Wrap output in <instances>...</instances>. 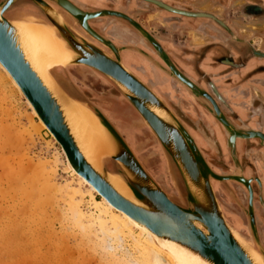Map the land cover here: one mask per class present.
Masks as SVG:
<instances>
[{
  "label": "water",
  "instance_id": "1",
  "mask_svg": "<svg viewBox=\"0 0 264 264\" xmlns=\"http://www.w3.org/2000/svg\"><path fill=\"white\" fill-rule=\"evenodd\" d=\"M13 1L0 2V64L8 71L19 86L24 99L31 104L47 130L60 144L73 168L112 205L148 227L155 234L174 240L212 264H260L254 258L256 252L233 231L217 201L212 180L219 181L223 179V176L211 169L192 135L175 116L174 111L147 83L121 62L115 48L111 47L117 59L93 42L73 34L43 0H33L42 8L72 50L67 66H86L105 75L137 112L140 124L148 127L158 139L180 174L186 192L184 198L179 192L167 160L173 183L186 207L172 201L169 195L146 173L126 139L102 112L85 103L97 116L112 147L98 170L89 164L80 152L63 116V104H70L74 100L61 88L55 77L57 75L52 73L50 84H45L25 58L18 41L16 26L3 16L4 9ZM147 1L159 5L165 11L167 9L176 11L158 0ZM58 3L70 12L81 13L66 0H59ZM176 12L180 13V11ZM108 13L119 14L113 11ZM97 14L88 15L92 17ZM152 42L157 46L153 40ZM245 43L251 48L247 41ZM168 65L171 70L170 75L183 87L187 88L193 96L200 95L210 103L215 119L221 123L228 134L226 147L230 149L233 158H236V138L258 139L255 146L264 148V132L260 130L240 132L235 129L220 111L215 97L208 91L201 90L193 81L180 73L171 62H168ZM210 85L214 86L212 82ZM251 116L260 117L256 114ZM109 159L113 160L116 174L123 177L130 187L135 201L121 195L110 184L108 179L110 173L105 167ZM234 180L246 187L251 201L250 186L241 177H235ZM256 251L264 264V251L258 244Z\"/></svg>",
  "mask_w": 264,
  "mask_h": 264
},
{
  "label": "flooded vegetation",
  "instance_id": "2",
  "mask_svg": "<svg viewBox=\"0 0 264 264\" xmlns=\"http://www.w3.org/2000/svg\"><path fill=\"white\" fill-rule=\"evenodd\" d=\"M43 1L45 3L47 1L46 4L55 13L58 10L65 14L67 19L65 25L73 34L76 33L75 35L103 47L107 54L117 59L111 47L115 48L121 62L163 98L175 116L186 126L211 169L223 176L221 181L212 180V185L225 218L255 248L258 244L264 251V148L257 145L259 148L251 151L253 149L251 146L256 145L258 139L236 138L237 158L236 160L231 158L230 149L226 147L228 134L215 119L210 103L200 95L193 96L174 77H170L168 62L193 81L172 60L166 43L160 36L167 33L166 38L170 39L175 28L178 31L182 28L179 25L187 24L192 27L189 31L197 35L206 37L215 31L214 34L218 33L224 37L225 32L232 39L249 41L251 54L264 57V50L259 48L264 43V0H158L180 13L167 8L165 11L147 0H66L81 13L66 10L58 3L59 0ZM13 12H24L49 20L42 8L33 0H14L4 9L3 16L11 18ZM93 13L98 14L92 17L88 15ZM228 13H231L229 18L232 19H227ZM230 23L233 24L232 27L229 26ZM184 36L190 40L189 32ZM254 40H257L255 46ZM79 70L82 72L79 73ZM96 72L88 67L77 66L68 68L59 66L54 70L59 85L68 95L70 94V97L84 103L88 102L87 104L99 109L117 130L122 131L134 149L137 133L125 117L124 106H129V103L105 75ZM95 82L98 84L97 87L102 89L94 88ZM210 83L208 89L195 84L218 100L220 111L235 129L240 132L246 130L264 132L262 127L252 128L245 123H236L228 112L226 100ZM135 153L139 155L136 150ZM254 155L258 159L255 160ZM147 169L148 167L145 171L150 175ZM235 177L243 178L251 188L250 201L249 191L245 187L246 204L239 200L232 185L236 184L233 183ZM170 198L177 203L175 198Z\"/></svg>",
  "mask_w": 264,
  "mask_h": 264
},
{
  "label": "bare ground",
  "instance_id": "3",
  "mask_svg": "<svg viewBox=\"0 0 264 264\" xmlns=\"http://www.w3.org/2000/svg\"><path fill=\"white\" fill-rule=\"evenodd\" d=\"M56 14L60 18V20L66 24L67 19L65 18V14H63L61 11H58V10L56 11ZM66 16H68V14ZM6 19H8L10 22H12L16 26V30L18 33V41L20 43L21 48L23 49L25 58L29 61L31 67L38 73L40 78L44 80L45 84L47 85L50 84V77L53 76L52 73L55 74L54 70L56 67L61 66V67L68 68L67 65L69 64L68 62L70 61L73 52L68 46V43L65 40V38L60 34L56 26L53 25L51 21L49 20L46 21L44 19L38 18L35 15L27 14L24 12H13L11 15V18H6ZM189 34H190V40H189L190 43L202 42L205 39L204 35H197L193 31H189ZM0 68L4 72V77L6 76L5 80L6 81L9 80L10 82H12L13 87L16 88L15 90L19 91L20 94L22 95V92L19 86L10 76L8 71L1 64H0ZM64 88H65V85H64ZM72 99L74 100L72 103L63 104L62 106V111H63V116L65 118V122L67 123L68 128L72 136L74 137V140L80 152L82 153V155L85 157V159L89 162V164L94 169L98 170L103 164V161L105 160V158L109 155L111 148H112L108 135L106 131L103 129V127L101 126L97 116L93 113V111L84 102H81V100L79 101L74 98ZM27 103L29 107L32 109L33 116L37 117L39 120L36 128H38V126L39 128L41 127L46 128L45 124L40 119V117L37 115L36 111L33 109L31 104L28 101ZM52 137L55 139L53 135ZM7 138L9 137L7 136ZM8 141L10 140L8 139L7 141L4 139L1 140L0 148L4 147L6 145L5 143H8ZM62 151L65 154L63 149ZM1 155H0V169L2 168L1 169L2 174L0 172V184L2 185V180H5L6 181L5 184L7 185L9 182L8 186L10 187V184H12V181L13 180L15 181V179H13L15 175L11 171L12 168L11 170L8 168V162L6 161V159L1 157ZM65 158H66V163H67L66 170L67 172H69V174L72 175V178H73V180L71 179L72 180L71 182L68 181L69 183L67 184V186H65V188H61V187L58 188L57 187L58 185L56 184L55 181L54 183L52 179L55 177L51 176V173L46 174L47 172L42 171L43 172L42 175L44 174V172L47 175L45 178L43 175V178L46 179L44 180V182L46 183L42 182L43 184H41V182H37V184L38 183L39 185L41 184L40 187H38L37 184L36 185L34 184L33 178L35 176L32 175L33 178L31 179L32 180V183L30 184L31 186H27V188L30 187L31 189L30 190L28 189L27 192L29 193L27 194V192H25L26 187H24L22 182H20L22 175L18 177L19 175L17 174L16 177L20 179V181L16 180L17 182H15V186L12 187L14 189V192H11V193H16V195L17 194L22 195L25 192L24 195L22 196L19 195L20 198L18 197V200L19 199L20 200L17 203H21L20 201L25 198H26L25 200L29 199L28 201H25V200L24 201L28 202V205L31 204L30 206H32L33 209L35 210L37 209L36 211L40 209L38 212L39 215L42 212L43 214H45L47 213L46 208H48L47 206H49L50 204L49 202H51V199L54 196L56 197L54 199L55 200L54 202L57 201V203H55V206L56 205L58 206L57 197L59 198V196H56V195L57 194L59 195V193H62L61 194L62 197L60 198H62L61 200H64L65 203H63L62 201L63 206L61 208L56 206L57 208L55 209L54 208L55 206L53 205L54 202L52 201L53 206L51 208H54V211L53 209L49 207L48 208L50 210L49 213L53 211L54 215L55 216L57 215L58 218L61 219L60 221L64 222L63 224L65 225L64 227H62V229L66 227L68 230H70L69 229L70 227L74 231L77 230L80 238L82 239L81 243L85 242L87 243V245L89 244L90 246H92L93 249L96 248L97 250H106L108 252V255H110V258L114 259L115 261L114 263H118L117 257H121L123 258L126 264H212L206 259H203L197 253L185 248L184 246L180 245L174 240L169 239L167 237H161L155 234L148 227H146L142 223H139L138 221L130 217L128 214H126L124 211L112 205L104 196H102L95 189V187L89 181H87L81 174H79L73 168L71 163L68 161L66 154H65ZM148 165L150 166V164ZM112 167L113 166H111V168ZM7 169L9 172H7ZM108 171L110 173V175L108 176L110 184H112L113 187L121 195H123L124 197L128 198L131 201H135L133 192L131 191L130 187L127 185L123 177H121L119 174H116L115 170L109 169ZM14 181H13V184H14ZM74 183H77V184L75 185ZM81 188L83 189L85 188L84 190H86V192L84 191L85 192L84 193L81 190ZM0 189H1V186H0ZM1 193L2 192H0V196H1ZM42 193L43 195L46 194L45 196H47V193H48V196H47L48 198L45 196L44 198H41V197L39 198V196H41ZM53 193H55L56 195L53 196L52 195ZM4 194H2V200L4 198L6 200V197L9 195V192L7 196H5ZM49 194H51V196L53 197H51ZM86 196L88 197L87 201H86ZM97 196H99V199ZM11 198L12 197H9L10 201L12 202L13 199ZM45 198H47L48 200ZM40 199L41 200L45 199V200L43 202V201H40ZM46 202L47 204L48 203L49 204L48 205L44 204ZM28 205L26 207V204H25L24 205L25 207L23 206L22 209L24 210V208L25 209L27 208L26 211H28L29 209ZM26 211L24 212L26 213ZM29 213H30L29 214L30 218H32L31 217L32 212H29ZM51 215L53 214L51 213ZM41 216L40 218L42 219L44 215L42 217ZM50 220H51V217H50ZM31 221L35 222L33 220ZM40 222L41 221H39V223ZM231 227L233 231L256 252L255 253L256 257L254 258L257 260V262H259L260 264H263V261L261 260L259 253L256 251V248L249 241H247L233 226ZM72 229L70 231L74 233ZM65 230H64V234L66 232ZM68 233H66V235ZM35 235H37V233ZM46 235L48 236V233ZM74 236L76 237V234ZM68 238H70V235Z\"/></svg>",
  "mask_w": 264,
  "mask_h": 264
},
{
  "label": "rangeland",
  "instance_id": "4",
  "mask_svg": "<svg viewBox=\"0 0 264 264\" xmlns=\"http://www.w3.org/2000/svg\"><path fill=\"white\" fill-rule=\"evenodd\" d=\"M69 66L86 67L81 65H69ZM79 71H80L79 73L82 72L81 70ZM2 72L3 71L0 68V141L3 139L6 141L8 139L10 141H8V143H5L6 145L4 147L0 148V152L2 151L0 155L2 154L1 157L6 159V161L8 162V168L10 170L12 168L11 171L12 173H14L15 177L17 174L19 175L18 177H20L21 175L22 176H21V181L17 177H16L17 179L14 177L13 178L15 179V181L13 180L14 184L12 181L13 185L10 184V187L8 186L9 182L7 185L5 184L6 183L5 180H2V185L0 184L1 186L0 192H2L0 196V264H126L123 258L121 257H117L118 263H114L115 262L114 259L110 258V255H108V252L106 250H97L96 248L93 249L92 246H90L89 244L87 245V243L85 242H83L84 243L83 245V243H81L82 239L80 238L77 230L74 231L72 228L69 227V229L70 230L72 229L76 234L77 237L76 238L74 236L75 234L70 230H68L66 227L62 229V227H64L65 225L63 224L64 222L60 221L61 219L58 218L57 215L55 216L53 213L54 208L55 209L57 207L61 208L63 206L62 201L63 203H65L64 200H61L62 198H60L62 197L61 195L62 193H59V195L58 194L56 195L55 193L52 194L53 196L54 195L59 196V198L57 197L58 200V206L56 205L57 207L55 206V203H57V201L54 202L55 201L54 199L56 197L55 196L53 197L51 196V194H49L51 197H53L52 198L53 200L51 199V202L48 201L50 204L48 203L49 206L47 207L51 208L53 205L55 207L51 208L53 209V211L51 210L52 212L50 213H49L50 210L46 208L47 213L45 212H44L45 214H43V212L41 213L42 216L44 215L43 217L41 216V214L39 215L38 213L40 209L36 211L37 209L36 210L33 209L32 206H30L31 205L30 203H29L30 205H28V202H25L29 200V199L25 200L26 199L25 197L29 193L27 192L28 189L29 190L31 189L30 187L27 188V186H31L30 184L32 183L31 179L33 178V176H35L33 178L35 185L37 184V182H41V184H43L46 183L44 182V180H46L44 179L47 176L46 174L51 173V176L55 177V178L52 177L51 178L53 179V182L54 181L56 182V184L58 185L56 186L58 188L59 187L65 188V186H67V184L71 182L73 178L72 175L69 174V172H67L66 170L67 167L66 158L60 145L55 141V139L52 137V135L48 132L46 128L44 127L39 128V126L38 128H36L37 123L39 122L38 118L33 116L32 109L29 107L27 101L24 99V97L20 94L19 91L15 90L16 88L13 87L12 82H10L9 80H8L9 82L5 80L6 76L4 77V72L3 73ZM97 85L98 84L96 82L93 83L94 88L102 89L100 87H97ZM123 99L127 101L124 97ZM127 103L129 102L127 101ZM129 106H131L130 103ZM129 106L128 105L124 106L126 109L125 117L128 120L127 122L129 123V125L134 127V129L136 130L137 140L134 142V149L141 156L137 155L134 149H132L133 152L136 154V156L142 163L143 168L145 166L146 167L148 166L151 176L147 172L146 173L152 179L154 178L153 180L158 185L159 184L161 185L159 186L169 195V197L175 198L178 205L182 207H186L185 203H182L181 197L179 195L180 192L181 196L184 198L186 192L180 174L175 164L173 163L171 157L162 148L158 139L150 132L148 127L140 124L139 115L134 110V108L132 106L131 107ZM1 131L3 132V134ZM119 132L125 138L124 134L121 131ZM7 136L9 138H7ZM251 148H253L251 149L252 151L254 150V148H259V147L253 145L251 146ZM235 156L237 158L236 153ZM254 156H255L254 157L255 160L258 159L256 155ZM231 158H233L232 155ZM236 158L233 159L236 160ZM151 159H155V160H151ZM167 160L169 161L171 171L177 183L179 192L177 191L176 186L173 183V178L171 172L169 171ZM112 164H113V160L109 159L105 165L111 168V166L114 167V165ZM148 164H150V166ZM1 169L0 172L2 174ZM42 171L47 172L46 174L44 172L43 174L44 178L42 175L43 173ZM7 172H9L8 169ZM41 178L43 181L41 180ZM16 180L22 182L23 186L27 188V190L25 188V192H27V194L24 197L25 199L20 201L21 203H17L20 200V199L18 200V197L21 194L16 195V193H11L14 192V189L12 187L15 186V182H17ZM233 183H236L235 185L234 184L232 185L233 187H235V191L237 196L239 197V200L240 201L242 200L243 203L246 204L245 187H243L238 181L234 180ZM74 184L76 185L77 183ZM40 185L39 183L37 184L38 187H40ZM84 189L81 188L83 192L84 191L86 192V190ZM2 194H4L5 196L8 195L7 196L8 198L6 197V200H8L9 197H12L11 198L13 199L12 202L10 201V199L8 201H6L5 198L2 200ZM45 195H43L42 193V195L39 196V198L40 197L44 198ZM97 197L99 199V196ZM45 199L42 200L40 199V201L44 202ZM87 200L88 197L86 196V201ZM52 201L54 202L53 205H52L53 203ZM25 204L26 207L27 205L29 206L28 211L31 209L29 212H32L31 214L32 218H30L29 215L30 213L26 211L27 208L26 209L24 208V210L22 209ZM44 204H47V202ZM24 211H26L27 214ZM33 212L36 214L38 213L37 214L38 217ZM51 213L53 215H51ZM40 216L42 217V219L40 218ZM31 220L35 222H32ZM39 221H41L43 224L41 222L39 223ZM64 230L66 231L65 234H64ZM36 233L38 237L37 235H35ZM47 233L48 236L46 235ZM66 233H68L67 234L68 236L66 235ZM69 235L70 238H68Z\"/></svg>",
  "mask_w": 264,
  "mask_h": 264
},
{
  "label": "crops",
  "instance_id": "5",
  "mask_svg": "<svg viewBox=\"0 0 264 264\" xmlns=\"http://www.w3.org/2000/svg\"><path fill=\"white\" fill-rule=\"evenodd\" d=\"M229 17L231 13L227 14V19H232ZM179 27L182 28L171 32L170 39L166 38L167 33H159L172 60L200 87L208 89L212 82L226 100L228 112L236 123L264 129V57L251 54L245 41L232 39L225 32L224 37L214 31L207 34L204 41L190 43L184 34L192 27L187 24ZM253 44L255 46L257 40ZM259 48L264 50V43ZM254 114L260 117L254 120L255 116H251Z\"/></svg>",
  "mask_w": 264,
  "mask_h": 264
}]
</instances>
